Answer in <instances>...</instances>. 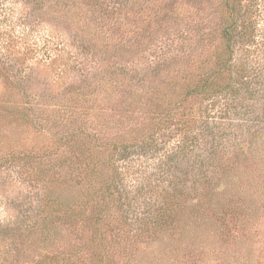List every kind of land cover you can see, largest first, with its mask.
<instances>
[{
    "label": "rangeland",
    "instance_id": "obj_1",
    "mask_svg": "<svg viewBox=\"0 0 264 264\" xmlns=\"http://www.w3.org/2000/svg\"><path fill=\"white\" fill-rule=\"evenodd\" d=\"M16 1L0 264H264V0Z\"/></svg>",
    "mask_w": 264,
    "mask_h": 264
},
{
    "label": "trees",
    "instance_id": "obj_2",
    "mask_svg": "<svg viewBox=\"0 0 264 264\" xmlns=\"http://www.w3.org/2000/svg\"><path fill=\"white\" fill-rule=\"evenodd\" d=\"M8 1V0H6ZM16 1V0H15ZM225 1V7L227 8V19L225 22L226 26L220 28V35L223 40V46H224V52L222 54H219L216 57V63L215 68L216 71L213 74V78L204 77L203 80L200 81L196 87L191 88L189 91L187 97H191L192 95H200L198 97H204L207 98V94H217L219 92V88L221 86L216 83L218 79V76L224 75V73L229 74L230 68L228 67V64L231 61L232 56V50L234 48V45L238 39L243 38L244 34H240L238 31V25H237V18L238 15L241 14L242 9L244 8L245 2H248L247 0H224ZM18 0L15 2L17 3ZM13 20V17H12ZM11 19L4 18L1 21L0 25V35H5V39H1L0 41V62L4 64L5 60H9L6 58V53L10 51V48L6 44L8 40L11 39V26L12 23H9L12 21ZM5 29L7 30V33L5 34ZM247 30L245 29V32ZM240 34V35H239ZM1 37V36H0ZM9 49V50H8ZM62 50H64L62 48ZM3 61V62H2ZM6 62V61H5ZM227 90V88H224Z\"/></svg>",
    "mask_w": 264,
    "mask_h": 264
}]
</instances>
